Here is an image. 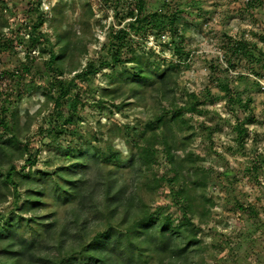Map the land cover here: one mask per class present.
I'll return each mask as SVG.
<instances>
[{
    "label": "rangeland",
    "instance_id": "1",
    "mask_svg": "<svg viewBox=\"0 0 264 264\" xmlns=\"http://www.w3.org/2000/svg\"><path fill=\"white\" fill-rule=\"evenodd\" d=\"M128 1L0 0V43L8 41V45L0 49V116H3V108L8 121H12L11 114L15 113L20 139L32 140L31 146L38 149L37 161L30 167L24 165L23 159L13 161L17 170L23 167L24 172L36 175L34 186L42 192L41 207L34 212L22 213L23 217L45 218L53 208L60 219L64 217L65 206L56 204L50 190L56 167L68 164L63 157L68 146L84 148L87 142L103 155L107 154L106 144L119 149L123 165L117 169L111 164L108 166L114 173H122L123 180L130 184L133 176L126 164L133 149L125 143L126 135L121 138L110 134H114L115 125L146 122L160 108L159 97L145 91L141 99L130 95L101 98L105 88L116 84L108 78L111 69L100 68L79 84L77 113L81 122L78 133L74 137L65 131L60 136L53 137L52 134L44 140L35 138L40 128L44 129L53 120L51 103L44 92L49 78L44 67L48 52L45 44L27 43L30 27L39 17L42 23L37 30L45 33L51 44L56 41L57 34L66 33L76 46L63 64L66 70L63 77L69 78L73 72L67 71L72 68L79 70L88 60L97 62L106 56L108 31L129 20L123 17ZM248 2L145 0V12H170L178 8L176 37L170 36L167 28L158 32L147 28L144 37H133L137 46L153 50V56L161 66L175 65L176 82L168 88L167 101L183 105L185 95L190 92L198 100V113H183L192 126L188 146L175 152L177 159L183 158L187 152L193 153L192 167L183 163L181 169L185 181L192 180L195 173L197 177L206 172L205 182L191 189L196 206L191 218L198 225L196 236L199 242L187 247V264H264V4L263 0L261 4L250 6ZM118 20L119 26L116 25ZM227 38L246 42L254 55L251 58L245 54L235 55ZM172 39L178 44V51ZM53 49L57 51L58 47ZM228 57L232 66H228ZM258 57L261 60H257ZM23 66L31 68L30 76L25 75ZM131 66H116L114 72L120 74ZM12 70H17L19 75L11 76ZM226 78L233 92L240 93V99L246 102L249 110L232 112L231 102L219 87ZM98 99L102 100V107H92L90 104ZM236 118L244 122L247 130L241 145L232 129ZM4 134L6 132L0 128V142L5 138ZM46 162L50 163L47 165ZM168 169L164 156L158 152L154 171L160 176L168 173ZM39 172H48L50 176L42 175L41 178ZM95 172L96 169L88 163L86 176L90 178ZM43 179L45 181L41 182ZM21 187L18 191L23 193ZM173 190L164 183L150 204L152 209L168 210L173 224H176L181 210L174 200ZM144 197L149 199L148 194ZM11 200L12 197L8 196L7 201L0 204V214L5 219L12 209ZM22 200L20 198L18 204ZM2 221L4 219L0 223ZM42 227L40 221L36 223L38 232Z\"/></svg>",
    "mask_w": 264,
    "mask_h": 264
},
{
    "label": "trees",
    "instance_id": "2",
    "mask_svg": "<svg viewBox=\"0 0 264 264\" xmlns=\"http://www.w3.org/2000/svg\"><path fill=\"white\" fill-rule=\"evenodd\" d=\"M253 3L261 4V0H249L247 5ZM127 4L123 17L129 20L108 31L106 56L97 62L88 60L79 70L72 68L67 71L73 72L69 78L63 77L66 71L63 64L76 46L69 41L66 33L57 34L56 41L51 44L49 37L37 30L42 23L39 17L30 27L27 43L45 44L48 52L44 67L49 78L44 92L51 103L53 120L44 129L40 128L35 138L44 140L52 134L53 137L60 136L65 131L74 137L78 133L81 122L77 113L80 104L79 84L95 75L100 68H110L108 78L116 84L105 88L101 98L116 99L130 95L141 99L145 91H151L159 97L160 108L146 122L115 125L114 134H110L121 138L126 135L129 139L125 143L133 149L126 164L133 176L130 184L123 180L122 173H114L108 166L111 164L117 169L123 165V155L119 149L106 144L107 154L103 155L94 146L93 150L87 142L84 148L68 146L63 152L68 164L56 167L50 190L56 204L65 206L64 217L60 219L54 208L45 218L34 215L23 217L22 213L34 212L41 207L42 192L34 186L36 175L24 172L23 167L17 170L13 161L23 159L24 165L30 167L37 161L38 149L31 146L32 140L20 139L15 113L11 114L12 121H8L3 108L0 128L6 134L0 142V204L11 196L12 209L6 219L0 214V220L4 219L0 223V264H187V247L199 242L196 236L198 225L191 218L196 207L191 189L205 182L206 172L199 173L197 177L195 173L192 180L185 181L181 169L183 163L192 167L193 153L187 152L181 159L175 155L177 150H184L188 146L191 137L189 131L192 126L183 113H198V100L190 92L185 95L183 105L167 101L168 88L176 82L175 65L161 66L151 48L133 43V37H144L147 28L155 32L167 28L170 36L176 37L180 12L178 8L170 12H145V0H129ZM118 23L120 20L116 24L119 26ZM226 41L235 55L245 54L249 58L254 55L246 42L231 38ZM171 42L176 43L174 39ZM7 45L8 41L0 43V49ZM54 46L58 47L57 51H54ZM177 47L176 43L175 49ZM227 61L228 66H232L229 57ZM124 64L132 66L115 74L114 68ZM23 71L25 75H31L30 67L23 66ZM9 74L19 75L17 70ZM229 83L226 78L219 87L227 101L231 102L232 112L235 113L237 109L249 110L246 102L240 99V93H234ZM101 102L98 99L90 105L102 107ZM114 105L120 109V106ZM232 129L236 141L243 144L247 131L244 122L236 118ZM93 139L98 140L100 137ZM158 152L169 165L168 173L160 176L154 171ZM49 163L46 162L47 165ZM88 163L96 169L90 178L86 176ZM39 174L41 178L50 176L48 172ZM164 183L174 189V200L181 210V217L176 224H173L172 214L168 210L161 212L158 208H151L150 202ZM21 185L23 193L18 191ZM145 194H148V200ZM20 198L23 200L18 204ZM39 221L43 225L40 232L36 230Z\"/></svg>",
    "mask_w": 264,
    "mask_h": 264
},
{
    "label": "built area",
    "instance_id": "3",
    "mask_svg": "<svg viewBox=\"0 0 264 264\" xmlns=\"http://www.w3.org/2000/svg\"><path fill=\"white\" fill-rule=\"evenodd\" d=\"M263 4H264V0H263Z\"/></svg>",
    "mask_w": 264,
    "mask_h": 264
}]
</instances>
